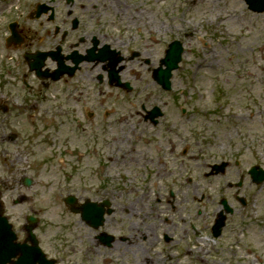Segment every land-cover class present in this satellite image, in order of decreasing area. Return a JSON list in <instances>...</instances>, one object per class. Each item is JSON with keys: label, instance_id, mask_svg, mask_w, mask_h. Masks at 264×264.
I'll list each match as a JSON object with an SVG mask.
<instances>
[{"label": "rangeland", "instance_id": "1", "mask_svg": "<svg viewBox=\"0 0 264 264\" xmlns=\"http://www.w3.org/2000/svg\"><path fill=\"white\" fill-rule=\"evenodd\" d=\"M92 3L85 11L87 18L98 6V11L105 8L106 17L119 21L117 26L122 23L130 30L139 24L141 45H153L147 50L154 67L159 66L169 43H183L185 52L180 69L174 72L172 95L164 99L158 95V88L153 91L143 85L140 97L153 91L156 98L177 103L179 107L172 105L167 111L171 119L167 124L179 119L185 126L177 127L178 135V131L164 134L173 140L168 147H175L166 156L168 171L135 162L137 155L132 146L144 154L152 151L151 156L160 153V144L150 140L151 134L160 133L145 122L128 120L122 132L116 127L112 132H121L119 137L127 135L118 145L112 143V132L99 135L89 129L78 132L64 128L55 133L58 137L53 146L42 135L26 156L38 171L34 176L45 184L39 188L34 208L43 220L38 230L43 246L59 258V264H264V183L253 185L248 174L255 165L264 169V13L252 12L244 0ZM140 73L139 82H152L145 67L139 68ZM119 97L118 101L123 102ZM219 98H223V104ZM206 109L210 112L207 117ZM132 126L140 137L137 141L131 135ZM49 128L45 126L43 133ZM164 135L157 136V141L165 139ZM184 148L185 153L180 154ZM77 150L86 154L79 155ZM109 156L117 161L105 163L102 158ZM223 161L231 163L224 173L207 175L211 167ZM165 171V176H160ZM240 180L244 181L240 194L247 198L246 206L235 198ZM71 195L81 205L87 199H109L118 213L108 216L103 228L93 230L65 203ZM167 197L175 205L170 214L166 211ZM222 199L231 213H226L225 227L217 241L208 240L214 219L226 209ZM29 207L25 203L16 208ZM168 214L174 224L166 223L171 228L166 241L160 237L164 231L160 223ZM144 218L153 225V232L143 243L140 241L138 262L122 244L105 248L94 240L102 229L117 239L127 235L135 240L130 226H136L139 219L142 223ZM189 221L198 225L200 235L188 227ZM168 251L172 253L169 259Z\"/></svg>", "mask_w": 264, "mask_h": 264}, {"label": "flooded vegetation", "instance_id": "2", "mask_svg": "<svg viewBox=\"0 0 264 264\" xmlns=\"http://www.w3.org/2000/svg\"><path fill=\"white\" fill-rule=\"evenodd\" d=\"M89 1L22 0L20 4L17 0H0V215L9 217L17 239L29 246L26 251L20 250L11 261H17L20 257L26 260L30 256L34 264L43 262L35 249V241L39 240V224H33L32 235L28 231L29 222L25 211L11 215L5 202L26 203L38 199L42 183L33 176L38 171L26 161V155L35 146V141L36 145L41 141L45 126H49L48 130L57 138L55 133H60L64 128L78 132L89 129L102 135L115 131L116 127H120L122 132L128 120L145 122L160 133L151 134L150 139L160 144V150H157L160 153L151 156L152 151L144 154L137 146H132V152L137 155L135 162L138 165L149 164L161 171L169 170L166 156L175 148L168 147L173 144V140L167 139L164 134L178 131V135L180 130L177 127L181 129L185 126L179 119L175 124H167L171 120L167 111L172 110V105L175 108L179 105L156 98L153 92L158 88V95H163L164 99L168 94L172 95L169 89L155 80L157 67L153 66V58L147 50L153 45H141L138 37L142 28L139 24H134L131 31L121 22L122 27L121 24L117 26L116 22L119 21L106 17L105 8L104 11L102 8L98 11V6L94 7L95 13L87 18L85 11L93 4V0ZM77 5L83 10L76 9ZM140 67H145L147 78H151L153 84L150 80L139 82ZM55 77L58 79L54 80ZM58 84L61 87H57ZM143 85L146 89H153L144 98L140 97ZM92 87L97 90L91 91ZM44 89H47V93H44ZM114 91L117 92L116 99H113ZM119 96L123 102L118 101ZM208 115L205 112V116ZM135 130L132 126L130 132L137 141L140 137ZM112 133V143L118 145L126 140L120 139L124 134L119 137L120 133ZM163 135L165 139L157 141V136L160 138ZM184 150L180 154L185 153ZM109 160L115 163L117 158L110 157ZM166 173H160V176ZM166 200L169 204L166 211L170 214L171 206L175 205L170 197ZM111 207L112 214L118 212ZM169 214L160 223L164 229L160 237L166 241L171 229L166 225L171 223ZM106 222L107 215L102 226ZM150 226L146 228L148 233ZM144 231L141 233L139 228L133 227V238L142 236L148 239ZM100 236L96 239L103 247H112L117 241L115 239L107 245ZM119 240L129 239L120 237ZM46 251L49 260L59 264V258ZM133 256L135 261L138 260L135 253ZM170 257L171 252L168 251L167 258Z\"/></svg>", "mask_w": 264, "mask_h": 264}, {"label": "water", "instance_id": "3", "mask_svg": "<svg viewBox=\"0 0 264 264\" xmlns=\"http://www.w3.org/2000/svg\"><path fill=\"white\" fill-rule=\"evenodd\" d=\"M248 2V4L250 5V8L256 11H264V0H246ZM181 52H182V47L180 45V43L175 42L171 45V49L168 51V56L167 58L164 60V62L168 65V72L171 71L172 69L177 68V64L181 59ZM168 77H169V73H168ZM255 173V170L254 172ZM261 177L260 178H256L257 182H261L264 179V172L262 171L261 173ZM91 209L95 210L94 207H92ZM2 235L3 233L0 230V244L3 245L2 242ZM5 241V240H3Z\"/></svg>", "mask_w": 264, "mask_h": 264}]
</instances>
